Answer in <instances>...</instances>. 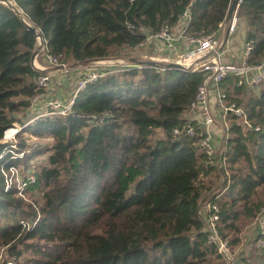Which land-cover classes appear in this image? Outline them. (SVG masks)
Masks as SVG:
<instances>
[{"label": "trees", "instance_id": "obj_1", "mask_svg": "<svg viewBox=\"0 0 264 264\" xmlns=\"http://www.w3.org/2000/svg\"><path fill=\"white\" fill-rule=\"evenodd\" d=\"M63 62L89 64L134 51L164 26L211 34L227 21L233 0H13ZM236 29L264 61V0L238 3ZM236 7V8H237ZM236 10V9H235ZM229 19L228 21H231ZM36 38L16 10L0 2V264H224L207 242L205 208L220 207L221 235L234 247L264 207V83L221 88L243 109L252 129L233 113L222 142L226 169L206 167L199 137L176 128L187 117L205 73L153 62L102 77L77 97L71 113L35 119L18 136L23 158H1L4 132L27 123L39 92L32 59ZM93 116L103 118L100 122ZM29 117V118H27ZM258 127L259 130H255ZM25 136L44 145H28ZM30 139V138H29ZM35 177L24 194L6 191L2 168ZM32 229L27 230L23 224ZM259 237L253 232V242ZM248 245V244H247ZM245 253L264 264V250ZM258 256L260 261L253 263Z\"/></svg>", "mask_w": 264, "mask_h": 264}, {"label": "built area", "instance_id": "obj_2", "mask_svg": "<svg viewBox=\"0 0 264 264\" xmlns=\"http://www.w3.org/2000/svg\"><path fill=\"white\" fill-rule=\"evenodd\" d=\"M1 3L6 4L4 2ZM237 10L238 7L232 16L229 34L236 32ZM25 17L27 19L21 18L30 29H34V36L36 38L32 66L34 70L40 73L34 81L39 92L30 100V115H32V118L23 125L15 123L4 132L2 143L5 145V149L1 158L8 154H11L12 158H23L25 152L18 151V136L25 127L35 119L41 117L71 113L80 92L89 84L110 74L144 68V65L110 59L95 60L88 65L70 66L49 51L47 40L44 38L42 31L34 25L29 17L26 15ZM189 20V13L185 12L179 20L181 29L175 30L169 26H164L157 34H149L138 48L146 49L155 45L159 46L160 43L167 50L175 51V53L172 52L176 55V59H173L174 61H172L171 53L165 59H157L162 64H158L155 61L156 58H150V62L155 64L152 68L156 69L157 72H165L167 70L165 65H175L185 71L205 73L206 76L199 84L194 101L191 103L190 110L187 113L188 119L195 126L190 125L187 129L176 128L174 136H180L183 133L189 137L198 136L200 139L199 146L207 157L206 167L217 166L219 169L225 170L227 156L224 149L218 147L217 139L212 129L218 126L223 135L222 142L228 140L230 133L226 119L228 113H233L237 118L242 119L244 126L250 129L253 127L243 109L238 107L236 103L228 104L227 94L222 90L221 85L229 78H236L239 87L245 86L258 89L264 83V61L259 64L251 63L252 52L255 48L253 40L245 43L242 56L238 62L231 60L229 58V50L225 48L223 41H220L218 32L201 35L189 33L187 29V21ZM175 31L179 32L178 36H175ZM178 43H181V46L183 45L181 50H178V46H180ZM77 74V81L68 100L64 98L60 99L56 96L54 93L56 82L58 85L62 79H67L71 75L75 77ZM67 82L64 83V88L68 86ZM93 119H98L100 122L104 121L103 118H98L97 116H93ZM255 130L258 131L259 128L256 127ZM18 171L19 169L14 166L8 169L2 168V174L6 182V191H9L14 183H16L19 191L18 194L26 200L24 190L28 183L35 182V177L27 173L28 182L26 178H22V182L20 180L16 182L15 178L19 177ZM203 213L206 219L207 242L216 248L217 253L224 259V264H249L245 253H238L236 248L231 245L230 240L221 235L218 225L220 221V207L217 203L209 202ZM23 226L27 230H31V227L35 225L30 226L28 223H24ZM253 231L259 233V237L254 240L255 247L264 250V207L254 221Z\"/></svg>", "mask_w": 264, "mask_h": 264}, {"label": "rangeland", "instance_id": "obj_3", "mask_svg": "<svg viewBox=\"0 0 264 264\" xmlns=\"http://www.w3.org/2000/svg\"><path fill=\"white\" fill-rule=\"evenodd\" d=\"M0 2L6 3L5 5L10 6L12 9L16 10L17 13L21 15V17L26 18L24 13H23L22 8L20 6H18V4L16 2H14L13 0H0ZM223 38H224V36L221 35L220 36V41H223ZM165 50L166 49H164L163 45L159 43V46L155 45L154 47H149V48H146V49L137 48L134 51L133 50L130 51L128 49H125V50L122 51V55L121 56L107 58V59H110V60H124L126 63L135 64V63H149L151 61L150 58H156L155 61H157L158 64H162L157 59L164 58V57L167 56V53L165 52ZM174 59H176V57H174ZM172 61H174V60L172 59ZM68 64L70 66H73V65H79V66L88 65V64H81V63H78V64H70V63H68ZM77 77H78V74L75 77H73V75H71L67 79H62L60 81V84H58V85H57V82H56V86H55L56 89L54 91L55 95L58 96L60 99L64 98L65 100H68L69 95L71 94V91L74 88L75 83L77 81ZM66 82L68 83V86L66 88H64V83H66ZM216 114L218 115V113H216ZM30 116H32V115H30ZM27 118H29V117H27ZM27 137L28 136H25V140L27 141L28 145H36V146H40L41 147L42 145H44V143H50L48 141L44 142V141H41V140H38V139H34L33 137H29L30 139L27 138ZM18 142H19V140H18ZM18 172H19V177H16L15 180H16V182L19 181V180L22 182V178L24 177L23 175L26 174V173H25V171H21V170H19ZM28 173H31V172L28 171ZM25 197H26V200H24V201H26L28 203H33L32 200L28 197V195L25 194ZM253 228H254V222H252V224L250 226H248L246 230H244L242 243L239 246L235 247L236 251L238 253L239 252L246 253L247 248H244V247L248 244L247 247L250 248L248 254L251 253V255H252V252H253V249H254V246L251 245V243L253 242V232H254ZM255 250H256V248L254 249V251ZM254 254H255V252H254ZM252 261H253V263H257V262L260 261V259H259L258 256H254L252 258Z\"/></svg>", "mask_w": 264, "mask_h": 264}, {"label": "crops", "instance_id": "obj_4", "mask_svg": "<svg viewBox=\"0 0 264 264\" xmlns=\"http://www.w3.org/2000/svg\"><path fill=\"white\" fill-rule=\"evenodd\" d=\"M238 21V20H237ZM231 24V21H226L222 27H220V30L218 31L219 36L223 35V43L225 48H227L229 50V58L235 62H238L242 56L243 50H244V46L246 43V30L244 28V26L242 25L240 28L236 29L235 33H230L229 34V26ZM175 36H178L179 32L175 31ZM176 38V37H175ZM180 44V46H178V50L183 47V45L181 46V43H178V45ZM165 52L167 53V56L169 55V53H171V57L172 59H174V57L176 55H174L173 53H175L174 50H167V48L164 47ZM173 52V53H172ZM160 59H165L164 58H160ZM213 133L215 138L217 139V145L220 148L224 149V146L222 145V139H223V135L219 129L218 126H215L213 129Z\"/></svg>", "mask_w": 264, "mask_h": 264}, {"label": "water", "instance_id": "obj_5", "mask_svg": "<svg viewBox=\"0 0 264 264\" xmlns=\"http://www.w3.org/2000/svg\"><path fill=\"white\" fill-rule=\"evenodd\" d=\"M239 1L240 0H233L231 8H230L229 13H228L227 21L232 18L235 9L238 6ZM30 30H31L32 33H34V29H30Z\"/></svg>", "mask_w": 264, "mask_h": 264}]
</instances>
